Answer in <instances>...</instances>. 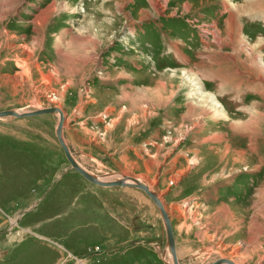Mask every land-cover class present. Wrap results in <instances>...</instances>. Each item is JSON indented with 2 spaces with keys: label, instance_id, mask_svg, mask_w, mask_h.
I'll use <instances>...</instances> for the list:
<instances>
[{
  "label": "rangeland",
  "instance_id": "1",
  "mask_svg": "<svg viewBox=\"0 0 264 264\" xmlns=\"http://www.w3.org/2000/svg\"><path fill=\"white\" fill-rule=\"evenodd\" d=\"M262 9L264 0H0V112L63 110L85 170L138 179L161 197L180 264H264ZM206 73L249 92L225 95ZM209 95L226 120L210 119ZM58 122L0 118V264H172L154 203L69 169Z\"/></svg>",
  "mask_w": 264,
  "mask_h": 264
},
{
  "label": "water",
  "instance_id": "2",
  "mask_svg": "<svg viewBox=\"0 0 264 264\" xmlns=\"http://www.w3.org/2000/svg\"><path fill=\"white\" fill-rule=\"evenodd\" d=\"M43 115H58L59 116V122L56 129V137L58 140V143L60 144L64 155L69 162V169L77 172L81 177H83L86 181L90 182L91 184L100 186L102 188H114V187H133L136 188L143 193H145L148 198L154 203L158 211L160 212L162 221L164 223V228L166 232V240H167V246L169 249L170 254L173 258V264H180L177 254V245H176V238L174 234V230L171 223V218L164 206V203L161 199V197L153 192L148 185L145 183L139 181L135 178L130 177H123L120 180H113V181H102L97 179L93 174L85 170L74 158L69 146L67 145L65 139H64V127L66 122V115L64 114L63 110L57 107H51L47 109L37 110L33 112H26L21 113L13 110H7L0 112V118H33ZM131 182V183H130ZM212 264H236L230 259L222 258L219 259Z\"/></svg>",
  "mask_w": 264,
  "mask_h": 264
},
{
  "label": "bare ground",
  "instance_id": "3",
  "mask_svg": "<svg viewBox=\"0 0 264 264\" xmlns=\"http://www.w3.org/2000/svg\"><path fill=\"white\" fill-rule=\"evenodd\" d=\"M263 1V0H262ZM232 20V17H230V21ZM229 25V24H228ZM230 26L231 27H234V25L231 23L230 24ZM231 34H234L233 33V29H232V32H231ZM236 35H237V33H236ZM177 54H180V52H178L177 51ZM252 58L254 59V61H255V56H254V54H252ZM253 61V62H254ZM263 66H264V63L262 62L261 63ZM257 80L259 81V82H261V84H262V81L264 80L262 77H259V79L257 78ZM194 81V80H193ZM198 83V82H197ZM195 84V83H194ZM196 85V84H195ZM258 86V85H257ZM251 88V87H250ZM259 88V86L257 87V90H255L256 91V93L258 94V95H261V94H264V92H263V90H261V89H258ZM198 90H201V88H199ZM251 91V90H250ZM209 102H210V104H211V107H214L215 109H216V113L214 114V116H211L210 117V119L211 120H214L213 119V117H215L217 120H219V119H227V117L225 116V113H223V111L221 110L223 107H222V105L220 104V102L219 101H217L213 96H211V95H209ZM207 104V103H206ZM210 107V108H211ZM210 108H209V110H210ZM211 110H213V109H211ZM65 114V113H64ZM207 116V115H206ZM252 118L254 119V115L252 116ZM249 119V121H253V119ZM249 121L247 122L248 124H246V123H243L241 126H240V129H246L245 131L246 132H250V129H252V127H251V125H250V123H249ZM252 123V122H251ZM252 131V130H251ZM253 133H255V131H252ZM221 140H223V139H221ZM225 142V147H226V153L227 152H229V145H228V142L226 143V140L224 141ZM253 151V150H252ZM247 156V154L246 153H242V156ZM249 158V157H248ZM240 161V160H239ZM93 176H95V175H93ZM97 179H99V180H102V181H107L106 180V178L104 179L103 177L101 178V177H97V176H95ZM108 178V177H107ZM110 178V177H109ZM109 181H113V179H108ZM140 181V180H139ZM131 183V182H130ZM168 252H169V249H168ZM169 254H170V252H169ZM170 257H171V259H172V264H173V258H172V255L170 254ZM167 264H169V263H167Z\"/></svg>",
  "mask_w": 264,
  "mask_h": 264
},
{
  "label": "crops",
  "instance_id": "4",
  "mask_svg": "<svg viewBox=\"0 0 264 264\" xmlns=\"http://www.w3.org/2000/svg\"><path fill=\"white\" fill-rule=\"evenodd\" d=\"M256 17L258 18V21L260 23V26H262L264 24V9L259 10V12L256 14ZM205 76H207L208 80H213L212 78L218 79V81L220 83V87L223 89L222 92L225 95H228L229 94L228 92H231L232 89L236 90V92H239V91L245 92V90H247V89H245V85H247L249 83V82H246V81L244 83L237 82V81H235V83H232L233 82L232 81L231 82L232 84H231V83H228V82H230V81H228V82L225 83V85L223 87V86H221L220 77L217 74H211V75H209L208 73H206ZM227 78H229V77H227ZM248 81H250V80H248ZM246 92H249V90H247ZM247 94H249V93H247Z\"/></svg>",
  "mask_w": 264,
  "mask_h": 264
}]
</instances>
